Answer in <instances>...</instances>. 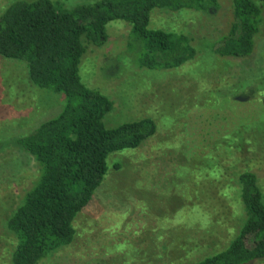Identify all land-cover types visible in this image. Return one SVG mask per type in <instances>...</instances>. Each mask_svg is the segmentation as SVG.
Returning a JSON list of instances; mask_svg holds the SVG:
<instances>
[{
  "label": "rangeland",
  "instance_id": "obj_1",
  "mask_svg": "<svg viewBox=\"0 0 264 264\" xmlns=\"http://www.w3.org/2000/svg\"><path fill=\"white\" fill-rule=\"evenodd\" d=\"M11 1L0 0V12ZM256 1L263 23L246 58L208 49L228 30L231 0H218L211 13L152 12L150 28L183 33L196 49L175 70L139 68L127 48L130 26L121 20L107 24L103 44L88 43L79 74L112 100L104 124L151 117L157 130L108 158L103 183L73 222L74 240L39 264H194L229 244L243 219L238 175L253 171L264 196V0ZM63 103L62 93L36 88L23 63L0 56V264H10L14 247L5 221L37 177L34 159L14 140L55 117ZM243 128L238 147L230 138ZM186 163L199 170L192 182Z\"/></svg>",
  "mask_w": 264,
  "mask_h": 264
},
{
  "label": "trees",
  "instance_id": "obj_2",
  "mask_svg": "<svg viewBox=\"0 0 264 264\" xmlns=\"http://www.w3.org/2000/svg\"><path fill=\"white\" fill-rule=\"evenodd\" d=\"M231 3L228 30L208 49L218 57L246 58L255 48L262 9L256 0ZM218 6V0H94L68 6L58 0H13L0 12V56L23 63L36 88L64 96L55 117L14 140L34 159L37 177L5 221L14 240L10 264H39L69 245L76 235L73 222L109 171L108 158L138 148L156 133L151 117L111 128L104 124L113 102L85 85L79 74L87 45L103 44L107 24L121 20L130 26L127 48L137 53L139 68L175 70L193 60L196 49L183 33L150 28L152 12L211 13ZM236 130L230 140L236 144L238 138L241 147L247 129ZM185 167L186 180L192 182L199 170L190 163ZM236 183L243 215L237 233L225 248L194 264H250L264 259V196L258 177L245 170Z\"/></svg>",
  "mask_w": 264,
  "mask_h": 264
}]
</instances>
